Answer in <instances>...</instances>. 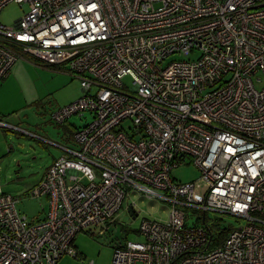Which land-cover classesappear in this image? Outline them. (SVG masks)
Returning a JSON list of instances; mask_svg holds the SVG:
<instances>
[{
  "label": "built area",
  "instance_id": "1",
  "mask_svg": "<svg viewBox=\"0 0 264 264\" xmlns=\"http://www.w3.org/2000/svg\"><path fill=\"white\" fill-rule=\"evenodd\" d=\"M9 3L28 12L0 24V81L22 57L65 71L82 95L51 120H91L27 192L47 200L41 220L0 186V264L77 257L76 235L105 227L129 193L168 219H143V241L111 264H264V0H0V12ZM173 55L187 59L164 64ZM189 163L197 181L175 182ZM185 208L245 225L209 250L212 230L186 226Z\"/></svg>",
  "mask_w": 264,
  "mask_h": 264
},
{
  "label": "rangeland",
  "instance_id": "2",
  "mask_svg": "<svg viewBox=\"0 0 264 264\" xmlns=\"http://www.w3.org/2000/svg\"><path fill=\"white\" fill-rule=\"evenodd\" d=\"M27 12V4L9 3L0 12V24L14 27V23ZM185 59L187 57L173 55L164 64ZM254 78L262 80L260 73ZM123 83L132 87L128 77ZM255 86L260 89L262 81ZM81 95L77 79L29 57L18 59L9 75L0 81V123L12 127H0V186L3 192L19 199L17 210L31 223L44 217L48 203L45 198L29 199L27 192L39 183L57 156L67 155L65 147L76 146L71 140L73 128L91 120V116L85 114L81 118L72 116L71 125L68 121L56 125L51 120L52 113ZM128 126V122L122 124L124 128ZM198 177V169L190 163L172 171V178L181 184L196 182ZM203 194L204 190L197 188L195 200L201 201ZM131 203L134 213L128 210ZM184 211L186 226H208L212 230L213 243L209 250L219 245L230 230L245 225L244 221L225 213L209 211L203 221L201 212L190 208ZM143 219L164 222L168 219V210L157 201L129 193L105 227L92 226L76 235L73 246L77 257L64 256L56 264H111L116 247L125 242L143 241L138 232Z\"/></svg>",
  "mask_w": 264,
  "mask_h": 264
},
{
  "label": "crops",
  "instance_id": "3",
  "mask_svg": "<svg viewBox=\"0 0 264 264\" xmlns=\"http://www.w3.org/2000/svg\"><path fill=\"white\" fill-rule=\"evenodd\" d=\"M58 109H59V107H58ZM70 120H71V119H69L68 122H69V124L71 125ZM1 125H2V126H0V127L6 128V129H11V128H12V127L8 126V125L5 124V123H3V124L1 123ZM84 125H85V124H83V125L81 124V125H79V127H77V128L74 127V128H73V132H72V134H71V140H72V141H73V138H72L73 133H74L77 129L83 127ZM6 131H7V130H6ZM65 148H66L67 150H72V149H75L76 146H75V147H74V146H67V147H65ZM65 148H64V149H65ZM60 156H62V155H59V156H57L56 158H58V157H60ZM56 158H55V159H56Z\"/></svg>",
  "mask_w": 264,
  "mask_h": 264
}]
</instances>
